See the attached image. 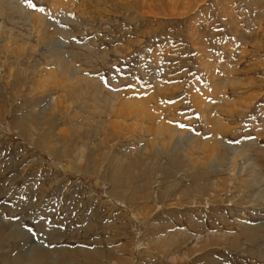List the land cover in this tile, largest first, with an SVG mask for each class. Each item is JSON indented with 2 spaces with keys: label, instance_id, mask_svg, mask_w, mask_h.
Returning a JSON list of instances; mask_svg holds the SVG:
<instances>
[{
  "label": "rangeland",
  "instance_id": "1",
  "mask_svg": "<svg viewBox=\"0 0 264 264\" xmlns=\"http://www.w3.org/2000/svg\"><path fill=\"white\" fill-rule=\"evenodd\" d=\"M32 3L0 0V264H264V0Z\"/></svg>",
  "mask_w": 264,
  "mask_h": 264
},
{
  "label": "snow or ice",
  "instance_id": "2",
  "mask_svg": "<svg viewBox=\"0 0 264 264\" xmlns=\"http://www.w3.org/2000/svg\"><path fill=\"white\" fill-rule=\"evenodd\" d=\"M26 3L28 4V6L30 8H36V5L34 3H32V0H26ZM39 11H44V9L40 8ZM130 87H131V85H130ZM179 126L180 127H185V125H183V124H180ZM16 218L18 219V217H16ZM29 230H31V229H29Z\"/></svg>",
  "mask_w": 264,
  "mask_h": 264
},
{
  "label": "bare ground",
  "instance_id": "3",
  "mask_svg": "<svg viewBox=\"0 0 264 264\" xmlns=\"http://www.w3.org/2000/svg\"><path fill=\"white\" fill-rule=\"evenodd\" d=\"M63 64H66L65 62H63Z\"/></svg>",
  "mask_w": 264,
  "mask_h": 264
}]
</instances>
